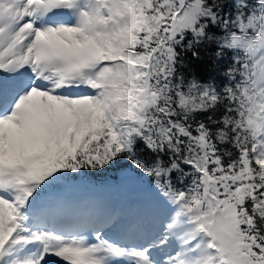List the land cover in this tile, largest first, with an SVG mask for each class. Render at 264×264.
I'll list each match as a JSON object with an SVG mask.
<instances>
[{"label":"snow or ice","instance_id":"obj_1","mask_svg":"<svg viewBox=\"0 0 264 264\" xmlns=\"http://www.w3.org/2000/svg\"><path fill=\"white\" fill-rule=\"evenodd\" d=\"M0 264H264V0H0Z\"/></svg>","mask_w":264,"mask_h":264},{"label":"rangeland","instance_id":"obj_2","mask_svg":"<svg viewBox=\"0 0 264 264\" xmlns=\"http://www.w3.org/2000/svg\"><path fill=\"white\" fill-rule=\"evenodd\" d=\"M118 189H120L123 192H121L119 194L114 193ZM78 191H79V195H83L86 201H88V199H87L88 197H91V199H92L96 196L95 198H98L104 204L109 205V206H118V207L124 206L126 204L127 199H128L127 189H125L124 187L123 188L118 187L117 184L115 185V189H114L112 194L107 192V191H100V193L98 194V192L94 191V188H92V187L91 188L90 187H82ZM68 195H69L70 199L75 201V202L81 201V199L79 197H77L76 195H73L70 193H68Z\"/></svg>","mask_w":264,"mask_h":264},{"label":"trees","instance_id":"obj_3","mask_svg":"<svg viewBox=\"0 0 264 264\" xmlns=\"http://www.w3.org/2000/svg\"><path fill=\"white\" fill-rule=\"evenodd\" d=\"M115 175H117V173L110 170L98 176H86L84 179L77 178V180L73 182V187H71L68 191L79 193L78 190L82 187H92L94 188V191L101 188L106 191L113 192L115 189L116 182L112 179V177Z\"/></svg>","mask_w":264,"mask_h":264}]
</instances>
